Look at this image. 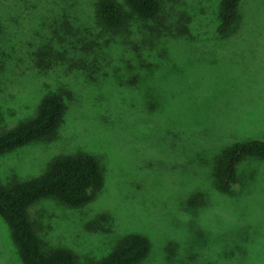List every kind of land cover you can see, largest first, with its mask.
I'll list each match as a JSON object with an SVG mask.
<instances>
[{
	"label": "rangeland",
	"instance_id": "obj_1",
	"mask_svg": "<svg viewBox=\"0 0 264 264\" xmlns=\"http://www.w3.org/2000/svg\"><path fill=\"white\" fill-rule=\"evenodd\" d=\"M98 1L0 0V133L66 98L58 131L1 156L0 179L80 153L105 174L82 207L30 208L44 249L87 263L140 234L152 247L139 264H264V159L248 158L230 193L215 178L235 142L264 140V0H243L226 37L221 0H162L122 32L97 22ZM0 264H23L1 216Z\"/></svg>",
	"mask_w": 264,
	"mask_h": 264
},
{
	"label": "trees",
	"instance_id": "obj_2",
	"mask_svg": "<svg viewBox=\"0 0 264 264\" xmlns=\"http://www.w3.org/2000/svg\"><path fill=\"white\" fill-rule=\"evenodd\" d=\"M99 0L96 20L115 32L129 29L134 21L154 20L162 9V0ZM243 0H221L219 6L220 36L230 35L240 21ZM2 27L0 24V35ZM66 98L62 93L47 95L35 117L0 133V157L30 143L54 135L63 123ZM251 157L264 159V140L235 142L219 160L215 178L220 192L230 193L240 181V166ZM105 174L100 161L92 154L56 156L40 174L29 180L4 183L0 179V216L11 229L23 264H139L151 251V241L140 234L124 237L102 259L79 261L67 248L45 250L36 223L29 210L43 199H56L62 204L79 208L88 204L96 191L103 188Z\"/></svg>",
	"mask_w": 264,
	"mask_h": 264
}]
</instances>
